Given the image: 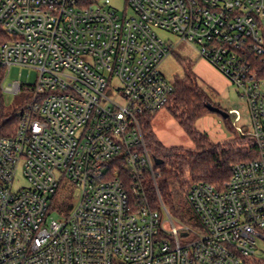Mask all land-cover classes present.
<instances>
[{"label": "built area", "instance_id": "built-area-1", "mask_svg": "<svg viewBox=\"0 0 264 264\" xmlns=\"http://www.w3.org/2000/svg\"><path fill=\"white\" fill-rule=\"evenodd\" d=\"M126 4L132 15L111 0H0L10 38L0 46L1 90L32 93L14 136L0 138V264H245L264 240V0ZM160 29L230 80L250 114L245 128L231 111L234 128L258 149L224 188H191L202 234L178 227L158 192L163 220L149 197L161 173L141 121L175 90L159 71L174 53ZM13 67L36 70L37 82L7 85ZM20 172L28 185L16 189ZM64 181L80 190L67 212L52 204Z\"/></svg>", "mask_w": 264, "mask_h": 264}, {"label": "trees", "instance_id": "trees-1", "mask_svg": "<svg viewBox=\"0 0 264 264\" xmlns=\"http://www.w3.org/2000/svg\"><path fill=\"white\" fill-rule=\"evenodd\" d=\"M89 4V3H88ZM10 41L0 25V46ZM3 72L0 73V138L12 137L18 125V111L20 107L9 105L1 90ZM175 90L167 109L178 122L194 145V149L185 147H166L157 137L153 128L155 115L147 116L141 121V128L146 145L154 158L164 160L161 166H155L161 173L154 181L148 183L149 197L154 209L159 210L161 201L171 215L179 219L183 214L182 202L189 199L191 188L198 183L213 185L224 188L230 180L232 168L240 162H249L258 158V149L255 141L248 135L239 133L232 124L230 114L220 115L226 122L230 132L234 135L233 141L225 146L213 144L209 136L198 130L197 122L215 113L219 109L213 102V97L201 83L200 78L194 73L193 65L186 64L184 78L177 79L174 84ZM30 91L24 87L22 94ZM152 182V184H151ZM158 192L161 197L158 195ZM71 198L65 199L58 209L68 211L71 208ZM196 223L187 226L192 232L204 233L199 215H195ZM245 264H264L255 256L246 260Z\"/></svg>", "mask_w": 264, "mask_h": 264}, {"label": "rangeland", "instance_id": "rangeland-1", "mask_svg": "<svg viewBox=\"0 0 264 264\" xmlns=\"http://www.w3.org/2000/svg\"><path fill=\"white\" fill-rule=\"evenodd\" d=\"M112 7L121 14L125 11L132 15V12L127 8L126 0H111ZM158 34L161 38L174 45V53L166 58L159 66L161 74L172 84H175L177 79L184 78L185 67L187 63L193 65L194 73L200 78L202 86L211 93L213 102L218 106V110H222L230 114V119L234 125L235 116L231 111L238 110L241 113L242 121L238 124L240 127L249 128L250 114L249 109L237 92L236 88L231 84L230 80L223 75L215 66L202 58L197 50V47L185 41H182L179 36L166 30H159ZM38 72L30 68L13 67L9 77L7 78V85L20 81L27 85H34L37 82ZM5 99L9 105L20 107L19 111L31 99L32 93L30 91L20 95H5ZM116 102L124 106L125 101L121 97H117ZM196 127L198 130L206 133L211 142L216 145L225 146L227 143L233 141L234 135L228 129L225 120L218 113H212L200 119ZM153 128L158 139L168 148L185 147L186 149H194V145L184 130L180 127L178 122L173 118L172 114L167 108L160 110L153 118ZM28 185L26 179L20 172L18 174L15 188L20 189ZM80 196V190L74 186L70 181L62 182L61 187L57 190L52 204L55 209H58L65 199H70L73 202ZM183 214L179 219H174L178 227L188 224H195L196 213L191 207L189 199H184L182 202ZM162 218L165 220V213L160 205ZM171 214V213H170ZM53 217L60 220L64 215L54 211ZM255 257L258 260L264 259V240L257 239V251Z\"/></svg>", "mask_w": 264, "mask_h": 264}, {"label": "water", "instance_id": "water-1", "mask_svg": "<svg viewBox=\"0 0 264 264\" xmlns=\"http://www.w3.org/2000/svg\"><path fill=\"white\" fill-rule=\"evenodd\" d=\"M214 111H215V113H218L220 115L227 116L226 113L222 110L214 109ZM154 162H155L156 166H161L164 164V160L158 159V158H154Z\"/></svg>", "mask_w": 264, "mask_h": 264}]
</instances>
